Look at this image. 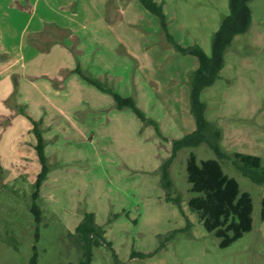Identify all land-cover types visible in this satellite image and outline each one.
<instances>
[{"label": "rangeland", "instance_id": "obj_1", "mask_svg": "<svg viewBox=\"0 0 264 264\" xmlns=\"http://www.w3.org/2000/svg\"><path fill=\"white\" fill-rule=\"evenodd\" d=\"M45 1L26 6L35 9V21L65 22L67 15L53 11L63 0H49L43 16ZM74 1L80 6L71 15L72 27L85 19L89 25L72 39L62 35L73 66L122 96H133L156 124L142 121L131 108H116L110 93L72 70L73 80L81 82L72 91L81 101L74 104L73 99L63 116L55 113L58 125L45 139L48 172L35 200L40 222L30 210L37 174L10 175L0 186V264H29L34 253L36 264L79 262L75 227L86 211L95 214L105 240L92 244L90 264H264V182H254L234 164L236 152L259 156L264 164V0L249 1L248 30L234 36L219 77L199 93L204 117L221 131L223 155L206 143L178 149L169 165L171 188L162 185L160 166L171 155L172 142L195 128L190 74L197 57L178 52L159 18L139 0H105L101 16L87 0ZM157 1L173 39L182 46L199 45L210 55L212 35L229 13V0ZM86 7L88 14H82ZM0 21L8 25L11 18L0 12ZM52 41L46 40L48 51L58 58L59 47ZM68 116L70 123L64 119ZM190 152L197 161L216 159L251 196L252 228L226 247L188 206L195 195L186 180ZM168 193L179 201L168 199ZM132 251L143 255L132 257Z\"/></svg>", "mask_w": 264, "mask_h": 264}, {"label": "trees", "instance_id": "obj_2", "mask_svg": "<svg viewBox=\"0 0 264 264\" xmlns=\"http://www.w3.org/2000/svg\"><path fill=\"white\" fill-rule=\"evenodd\" d=\"M139 1L153 15L159 18L167 41L178 52L193 54L198 60L197 67L190 74L191 112L195 119V128L172 142L171 155L160 166L161 183L166 188H171L172 181L169 165L178 149L206 143L219 156L223 155L218 146L221 131L204 117L205 104L199 99V93L205 86L212 84L219 77L224 55L230 47L234 36L248 30L251 22L250 0H229V13L222 18L219 27L212 35L210 55H207L199 45L182 46L173 39L166 28V16L162 2L157 0ZM73 71L98 89L110 93L113 96L116 108H131L142 121L156 124L154 120L147 118L142 113L133 96H122L111 88L106 87L98 78L85 74L78 65ZM31 122L33 124L32 132L36 139L34 148L41 170L37 173L36 179L32 184L31 197L33 203L30 206V210L34 214L35 221L39 223L41 209L35 203V200L39 194V186L47 175L48 166L46 164L45 138L41 120L31 118ZM234 164L254 182H264V164H262L259 156L236 152L234 153ZM185 168L189 189L195 193L189 198L188 206L198 214V219L203 224V227L207 231L213 232L219 239L220 247L228 246L245 232L251 230L253 209L251 196L248 192L240 190L237 180L226 174L216 159L210 158L197 161L195 154L190 152L186 159ZM169 193L168 199L175 202L179 201L177 195L171 196ZM260 216L264 219V193L261 198ZM75 231L78 234V241L82 248V257L75 264H90L92 244L96 245L101 240L105 241L102 237L103 230L95 222V214L91 211H86L76 225ZM171 236L172 233L168 238ZM106 243L109 245L108 242ZM136 255L143 254L132 251V257ZM36 260L37 255L34 253L29 264H36Z\"/></svg>", "mask_w": 264, "mask_h": 264}, {"label": "crops", "instance_id": "obj_3", "mask_svg": "<svg viewBox=\"0 0 264 264\" xmlns=\"http://www.w3.org/2000/svg\"><path fill=\"white\" fill-rule=\"evenodd\" d=\"M26 1L25 5L23 0H0V12L4 17L11 18L8 25L0 21V186L6 184L10 175L23 177L39 172L40 162L34 148L36 139L31 118L41 120L44 138H50L51 130L59 121L55 113L63 116L64 108L72 105L73 99L74 104L81 101L78 93L74 91L73 94L72 91V85L81 86V82L79 78L73 80L71 73L76 66L72 64L66 39L62 38L65 33L68 39H72L76 35L74 32L88 27L87 19L72 27L74 19L71 15L78 14L80 2L63 0L57 4V9L53 11L60 16L67 15L64 22L42 21L40 17L35 21V9L31 7L28 11L26 6L38 5L39 0ZM87 2L95 14H103L105 0ZM46 5H50L49 0L45 1L44 7ZM88 9L82 8V14H88ZM40 12L44 16L48 10L45 7ZM18 17L21 20L19 24ZM46 25L49 31L43 34ZM47 39H52L51 44L56 43L55 47H59L58 58L48 51ZM49 57L52 65L48 64ZM64 119L70 123L69 116Z\"/></svg>", "mask_w": 264, "mask_h": 264}]
</instances>
